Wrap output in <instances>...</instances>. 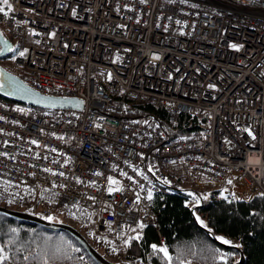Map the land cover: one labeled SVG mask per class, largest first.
<instances>
[{"label":"built area","instance_id":"1","mask_svg":"<svg viewBox=\"0 0 264 264\" xmlns=\"http://www.w3.org/2000/svg\"><path fill=\"white\" fill-rule=\"evenodd\" d=\"M8 4L0 27L17 75L83 106L26 108L0 97V206L49 192L123 243L139 224H157L153 196L163 185L202 199L264 194V0ZM160 109L170 126L183 114L205 121L171 138ZM109 177L122 190L109 193ZM77 259L91 264L83 252Z\"/></svg>","mask_w":264,"mask_h":264},{"label":"trees","instance_id":"2","mask_svg":"<svg viewBox=\"0 0 264 264\" xmlns=\"http://www.w3.org/2000/svg\"><path fill=\"white\" fill-rule=\"evenodd\" d=\"M159 112L165 119L163 125L171 138L195 132L197 127L194 121H205V118L183 114L177 123L170 126L167 122L168 110L160 109ZM262 194L258 192L247 199L231 200L218 198L214 194L202 199L194 190L163 185L153 196L157 224L146 225L143 229L137 226L128 238L139 234L140 239L118 243L122 246L117 245L121 260L117 263L236 264L242 254L241 264H264ZM38 198L51 201L50 206H59L58 198L52 193L43 191ZM35 199L27 200L26 204ZM61 209L83 223L90 222L77 215L74 208L63 206ZM217 237L231 243L225 244ZM162 244L166 245L171 261L163 252L152 248V245H156L159 249ZM0 247L8 257L3 264H79V252L85 253L91 264H96L69 233L49 231L3 214H0ZM222 256L224 259H221Z\"/></svg>","mask_w":264,"mask_h":264},{"label":"water","instance_id":"3","mask_svg":"<svg viewBox=\"0 0 264 264\" xmlns=\"http://www.w3.org/2000/svg\"><path fill=\"white\" fill-rule=\"evenodd\" d=\"M9 49H13V44L8 38L3 35L0 29V61L10 56L13 50ZM0 82H3L5 84V87L3 89H0V97L13 101L15 103L48 110L81 109L83 106V100L80 98L56 97L52 95L42 94L36 91L34 88L25 84L19 76L12 72H9L1 65ZM42 97H47L50 98L51 101H54L52 106H49L48 103H38L37 101ZM0 214L6 215L19 222L42 227L49 231L67 232L82 246V248L96 264H118L117 262L107 258L99 250H97L89 242V240L71 224L51 221L37 214L6 208L4 206H0ZM242 259L243 255L241 254V260L236 264H241Z\"/></svg>","mask_w":264,"mask_h":264},{"label":"rangeland","instance_id":"4","mask_svg":"<svg viewBox=\"0 0 264 264\" xmlns=\"http://www.w3.org/2000/svg\"><path fill=\"white\" fill-rule=\"evenodd\" d=\"M0 65L10 72L16 73L12 56L5 58L3 61H0ZM206 193L207 192L204 191L202 194L204 195ZM219 194V196H223V193ZM211 195H214V193H207V195L203 196V198H207ZM50 205L51 201H48L47 199L43 201L40 200V198H36L35 200L28 202L27 204L16 206L15 210L26 211L40 215L48 220L71 224L72 226L76 227L89 240V242L107 258L115 262L121 261L117 252V245L122 246V244L120 245L115 242L113 238L108 237L107 235H103L98 231V229L95 228V226L91 222L83 223L81 220L75 219L74 216L72 214H69L68 211L61 209V207L63 206L59 205L58 207H53Z\"/></svg>","mask_w":264,"mask_h":264},{"label":"snow or ice","instance_id":"5","mask_svg":"<svg viewBox=\"0 0 264 264\" xmlns=\"http://www.w3.org/2000/svg\"><path fill=\"white\" fill-rule=\"evenodd\" d=\"M2 5H7L9 9L11 8V5L8 4V0H0V12H5V8ZM5 14H7V13H5ZM232 47H236V45H232ZM9 50H13V49H9ZM25 54H26V50L19 52V55L20 56H24ZM9 86H11V85H9ZM4 87H5V84L3 82H0V89H3ZM37 102L38 103H48L49 106H52V104L54 103V101H51L50 98H47V97H42ZM0 119H3V117H0ZM31 143L36 144L37 142L35 140H33V141H31ZM52 151H55V149H52ZM0 155L7 156V153H0ZM44 170L45 171H51L50 169H44ZM52 174L53 175H56V173H52ZM59 175L63 176L64 173L61 172V173H59ZM97 175H102V174L101 173H97ZM122 175L127 176L126 173H122ZM138 175H141V176H143L144 179H147V176H145L142 172H138ZM108 179H109L110 186H109V188L107 190H108L109 193H112L113 191H120V190H122L119 187L113 188L111 186V185H118L119 184V181L114 180L111 177H109ZM129 179H132V178L129 177ZM78 182H81V181H78ZM228 183L231 184L232 183V180L231 179L228 180ZM223 191L226 192L227 189H224ZM262 195H264V194H262ZM89 198L90 199H95L94 197H89ZM147 199H149V200L152 199L151 191L148 192ZM225 199H227V197H225ZM50 219H51V217H50ZM200 222L203 224V221H200ZM138 227L141 228V229H143L144 227H146V225H144L143 223H141V224L138 225ZM205 227H206V225H205ZM132 231H135V229H132ZM132 239H137V240L140 239L139 234L137 236H135V237H129L128 240L125 241V243H129ZM217 239H220L225 244H230L231 243V241L226 240L223 237H217ZM152 248L154 250H158L160 252H163L164 255L166 257H168V251H167L166 248L161 247V248L157 249L156 248V245H152ZM3 252H4V249L2 247H0V264H3V262L8 259V257L6 255H4ZM168 259H169V261H171V257H168ZM221 259H224V257L222 256Z\"/></svg>","mask_w":264,"mask_h":264}]
</instances>
